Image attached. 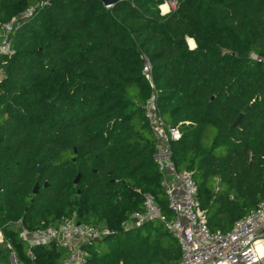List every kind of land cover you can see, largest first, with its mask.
I'll use <instances>...</instances> for the list:
<instances>
[{
    "label": "trees",
    "instance_id": "1",
    "mask_svg": "<svg viewBox=\"0 0 264 264\" xmlns=\"http://www.w3.org/2000/svg\"><path fill=\"white\" fill-rule=\"evenodd\" d=\"M166 1L0 0V22L36 8L0 65V228L19 264L68 254L49 243L31 259L8 224L67 218L110 231L86 247V264L180 260L162 222L126 228L146 195L172 217L144 116L145 57L161 114L182 134L172 160L193 173L209 228L227 232L264 202V0H178L163 15Z\"/></svg>",
    "mask_w": 264,
    "mask_h": 264
},
{
    "label": "built area",
    "instance_id": "2",
    "mask_svg": "<svg viewBox=\"0 0 264 264\" xmlns=\"http://www.w3.org/2000/svg\"><path fill=\"white\" fill-rule=\"evenodd\" d=\"M166 4L169 13L176 8L178 0H167ZM35 12L36 8L30 7L19 16L0 22L1 66L6 64L5 58L16 54L12 35L22 29ZM144 60L142 74L151 88V95L143 107L144 116L156 138L155 160L162 173L161 186L167 195L172 217L162 215L153 197L146 195L143 212L134 214L133 222L127 223L126 228L139 227L155 220L162 222L180 247L181 258L174 264H264V202L239 219L227 232L209 228L207 211L201 207L193 173L177 171L172 160L171 142L178 141L182 134L179 127L166 124L159 107L160 92L155 84L153 66L148 58ZM2 79L0 69V81ZM6 227L16 229L28 245L31 259H34L32 249L55 243L58 248L67 251V258L62 264H86L89 257L86 247L110 234L107 229L68 218L56 226L48 225L36 231L25 229L20 221ZM1 246L11 250V259L19 264L10 240L0 228Z\"/></svg>",
    "mask_w": 264,
    "mask_h": 264
},
{
    "label": "water",
    "instance_id": "3",
    "mask_svg": "<svg viewBox=\"0 0 264 264\" xmlns=\"http://www.w3.org/2000/svg\"><path fill=\"white\" fill-rule=\"evenodd\" d=\"M101 1L103 2V5H104L105 7L110 8V7L114 6L115 4H117V3H119V2H121V1H123V0H101ZM242 118H243V115H241V116L238 118V120L234 123L233 126H236L237 124H239L240 121L242 120ZM41 170H42L41 167H39L38 174H41ZM80 179H81V175L78 174L77 178H76L75 181H74V184H75V185H78L79 182H80ZM45 186L47 187V186H48V183H46ZM38 192H39V185L36 184L35 189H34V194L36 195V194H38ZM12 263H13V264H16V262L14 261V259L12 260Z\"/></svg>",
    "mask_w": 264,
    "mask_h": 264
},
{
    "label": "rangeland",
    "instance_id": "4",
    "mask_svg": "<svg viewBox=\"0 0 264 264\" xmlns=\"http://www.w3.org/2000/svg\"><path fill=\"white\" fill-rule=\"evenodd\" d=\"M0 248H1V250H3V254H2V257L0 259V264H13L12 259H11V255L8 254V252L6 251V248L2 247V246Z\"/></svg>",
    "mask_w": 264,
    "mask_h": 264
},
{
    "label": "bare ground",
    "instance_id": "5",
    "mask_svg": "<svg viewBox=\"0 0 264 264\" xmlns=\"http://www.w3.org/2000/svg\"><path fill=\"white\" fill-rule=\"evenodd\" d=\"M161 10L164 14L168 13L169 11V6L167 4H164L161 6ZM164 10V11H163ZM166 11V12H165ZM189 45L191 48H194L195 47V43L190 39L189 40Z\"/></svg>",
    "mask_w": 264,
    "mask_h": 264
},
{
    "label": "crops",
    "instance_id": "6",
    "mask_svg": "<svg viewBox=\"0 0 264 264\" xmlns=\"http://www.w3.org/2000/svg\"><path fill=\"white\" fill-rule=\"evenodd\" d=\"M189 40H190V39H188V44H189ZM191 40H192V39H191ZM192 41L194 42V40H192ZM194 43H195V42H194ZM189 46H190V45H189ZM195 46H196V45H195ZM190 48H191V47H190ZM194 48H195V47H194ZM194 48H191V49H194Z\"/></svg>",
    "mask_w": 264,
    "mask_h": 264
}]
</instances>
